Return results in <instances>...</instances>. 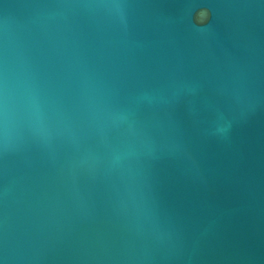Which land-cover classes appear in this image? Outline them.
<instances>
[{"label":"water","instance_id":"obj_1","mask_svg":"<svg viewBox=\"0 0 264 264\" xmlns=\"http://www.w3.org/2000/svg\"><path fill=\"white\" fill-rule=\"evenodd\" d=\"M0 264H264V0H0Z\"/></svg>","mask_w":264,"mask_h":264}]
</instances>
